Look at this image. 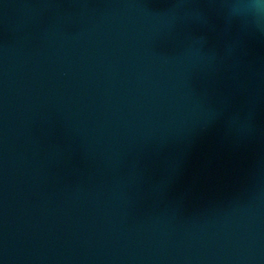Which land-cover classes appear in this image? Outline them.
<instances>
[{
  "label": "water",
  "instance_id": "1",
  "mask_svg": "<svg viewBox=\"0 0 264 264\" xmlns=\"http://www.w3.org/2000/svg\"><path fill=\"white\" fill-rule=\"evenodd\" d=\"M0 264H264V0H0Z\"/></svg>",
  "mask_w": 264,
  "mask_h": 264
}]
</instances>
